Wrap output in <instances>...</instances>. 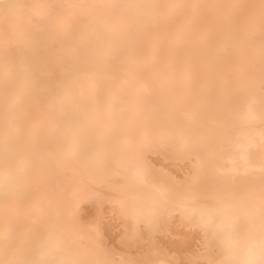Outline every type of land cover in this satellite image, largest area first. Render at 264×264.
<instances>
[{
	"label": "bare ground",
	"instance_id": "1",
	"mask_svg": "<svg viewBox=\"0 0 264 264\" xmlns=\"http://www.w3.org/2000/svg\"><path fill=\"white\" fill-rule=\"evenodd\" d=\"M88 201L264 264V0H0V264H168Z\"/></svg>",
	"mask_w": 264,
	"mask_h": 264
},
{
	"label": "rangeland",
	"instance_id": "2",
	"mask_svg": "<svg viewBox=\"0 0 264 264\" xmlns=\"http://www.w3.org/2000/svg\"><path fill=\"white\" fill-rule=\"evenodd\" d=\"M153 156H155V155H153ZM153 156L151 155V157L149 156V161L150 162H152V163H154L155 165H156V167L157 166H159L158 165V163H161V168H162V166H167V165H163L164 163H162V161L160 160H158V159H156V158H158L157 156H155L154 158H153ZM153 158V159H152ZM152 159V160H151ZM161 159V158H160ZM154 160V161H153ZM158 160V161H157ZM157 162V163H156ZM168 167H170V166H168ZM165 168V167H163L164 169H167V171L170 173H172V172H174L173 173V175H175V176H177V171H176V169H174V168H172L171 167V169H169V168ZM174 169V170H173ZM170 173V174H171ZM178 175H179V173H178ZM89 203V205L85 202V203H82V205L80 206V210H86L85 212L84 211H80L81 212V214L83 215V214H85L83 217H87V219H89V221H93L95 224H96V222L97 221H99L98 219H99V217L101 216V215H103L102 216V218H100L101 219V221L102 222H100L99 221V225H100V227L99 226H97V228L99 227L100 228V235L101 236H103V234H104V236H103V239L105 240V243H103V246L106 248L107 247V245L109 246V247H111V248H108V249H110V250H112V249H114L115 247L117 248L116 250L118 251V249L120 250L121 249V247L122 248H124L125 247V245H126V249L128 250L129 248L130 249H132L133 247V249H132V251H130V252H126L130 257L129 258H132V259H134L136 262H142V259L144 260L145 258H147L148 259V261H150V260H152V259H155V257L156 256H158L159 257V253H162L161 255L163 256H161L160 255V260H161V258L162 259H164V257H165V259L163 260V261H166V259H168V264H189V262H185V261H187V259H192V260H194L195 261V259L197 258V253L198 254H200L201 253V239H200V241H198L199 239H198V232H197V230L196 229H194V228H191V227H188V229L187 228H184L183 226H181V225H179V227L177 228V221L175 222V220H174V218H176L175 216H174V218H173V220H174V222H173V220H169L168 221V224L166 225V227L167 226H169V227H167L166 228V231H167V229H169L168 230V233H164L162 230V232L161 231H158V232H156V233H154L152 236L153 237H155V238H153L152 236H148L149 237V239L148 240H146V238H145V236H147L148 235V233H147V231L146 230H144V229H142L141 227H139V230H143V232H140L141 234L140 235H142L144 238H145V240H144V238L142 237V236H140L139 235V237H140V240L142 241V243L138 240L139 238H137V237H135V238H130L131 240H129L128 239V242L127 241H125L124 243H123V246H121V243L123 242V240L125 239L124 238V236H122L121 238L119 237V239H122V241L120 242L119 241V243H118V246L120 247H117V245H115V244H117V236H119V232L121 233L120 235H123V227H120V226H122V225H120L121 224V222L123 221L122 219L120 220V219H116V218H121V217H118L117 215H116V217H112L113 215L112 214H116V212H112L111 211V209L110 208H108L109 207V205H107V203H104V204H102L100 207H97L96 205H91L90 203V201H88ZM84 204V205H83ZM91 205V206H90ZM104 206V207H103ZM94 207H95V209H94ZM93 210H92V209ZM88 209V210H87ZM102 209V210H101ZM100 211V212H96V211ZM82 212H84V213H82ZM93 212H96V215L95 214H93ZM93 215H92V214ZM90 214V218H88V216L87 215H89ZM93 217H92V216ZM115 216V215H114ZM94 218V219H93ZM98 218V219H97ZM113 218V219H112ZM115 219V220H114ZM170 219H172V218H170ZM172 223H171V222ZM123 223V222H122ZM174 223H175V225H174ZM96 225H98V223L96 224ZM103 225V226H102ZM170 225H171V227H170ZM101 228H104V231H103V229H101ZM163 228V227H162ZM165 228V227H164ZM177 228V229H176ZM182 230V232H181V230ZM184 229V230H183ZM194 229V230H193ZM107 230V231H106ZM120 230V231H119ZM190 230V232H188ZM176 231V232H175ZM195 231V232H194ZM104 232V233H103ZM172 232V233H171ZM180 232H181V235H180ZM194 232V233H193ZM103 233V234H102ZM147 233V234H146ZM159 233V234H158ZM161 233H163V234H161ZM178 233V234H177ZM185 233L187 234V235H185ZM196 233V234H195ZM179 235V236H176V235ZM191 236H190V235ZM154 235H156V236H154ZM196 235V236H195ZM185 236H188V239H186L185 241H184V239H185ZM152 237V238H151ZM178 237V238H177ZM184 239H183V238ZM196 237V238H195ZM200 237V236H199ZM141 238H143V239H141ZM187 238V237H186ZM189 238H191V240L189 239ZM183 239V240H182ZM194 239H196V240H194ZM126 240V239H125ZM153 240H154V242H153ZM179 240H182V241H180L179 242ZM187 240L188 241H190V242H188V243H186L187 242ZM101 241H103L102 240V238H101ZM151 241L153 242V243H155V244H157V246L155 245V244H152V246H150L149 244L151 243ZM195 241V242H194ZM197 241V242H196ZM135 242V243H134ZM138 242H140V243H138ZM147 242H149V243H147V245L148 246H150V247H153L154 245V247H158V249H157V251L154 253V254H156V255H154V257H152L153 256V253H152V251H154L155 250V248L154 249H152V248H150L149 249V247L146 245V243ZM193 242V243H192ZM132 243H134V245H133V247H130V246H132L131 244ZM136 243H138L137 245H136ZM105 244H106V246H105ZM130 244V245H129ZM141 244V245H140ZM142 247V249H141V247ZM145 246V247H144ZM147 246V247H146ZM200 249H199V248ZM125 249V248H124ZM126 249H125V251H126ZM129 249V250H130ZM138 249H140L139 251H138ZM146 249H149V254L147 253V251H146ZM152 249V250H151ZM128 250V251H129ZM159 250V251H158ZM199 250V251H198ZM113 251H115V249L113 250ZM123 253L125 252L124 250H121ZM120 251V252H121ZM136 251H137V253H138V255L140 254L141 255V258H139L138 257V255H137V257L139 258V259H136V257H134L132 254H137L136 253ZM121 252V253H122ZM144 252H146L147 253V256H149V257H147V256H145V258H144V255H146V253L143 255V254H141V253H144ZM120 253V254H121ZM193 253V254H192ZM158 254V255H157ZM195 254V255H194ZM126 255V254H125ZM142 255H143V257H142ZM193 255L195 256V257H193ZM134 258H133V257ZM150 256H151V258L152 259H150ZM199 256V255H198ZM126 257H127V255H126ZM137 260H140V261H137ZM156 260H158L157 258H156ZM192 260H189L190 262L192 261ZM143 262H147V261H143ZM166 262V263H167ZM185 262V263H184ZM195 262H197V260L195 261ZM201 264L203 263V264H205L204 262H200Z\"/></svg>",
	"mask_w": 264,
	"mask_h": 264
}]
</instances>
